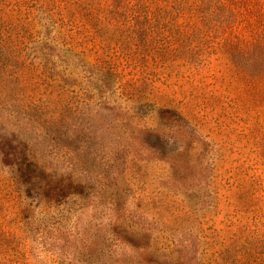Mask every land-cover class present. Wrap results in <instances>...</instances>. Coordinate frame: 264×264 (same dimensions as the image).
Masks as SVG:
<instances>
[{
	"label": "rangeland",
	"instance_id": "1",
	"mask_svg": "<svg viewBox=\"0 0 264 264\" xmlns=\"http://www.w3.org/2000/svg\"><path fill=\"white\" fill-rule=\"evenodd\" d=\"M79 238L264 264V0H0V264Z\"/></svg>",
	"mask_w": 264,
	"mask_h": 264
},
{
	"label": "trees",
	"instance_id": "2",
	"mask_svg": "<svg viewBox=\"0 0 264 264\" xmlns=\"http://www.w3.org/2000/svg\"><path fill=\"white\" fill-rule=\"evenodd\" d=\"M50 193L52 195H56V198L59 197H64L68 192L62 191L59 187L57 188L56 186L50 187L48 186L45 190L44 193ZM53 224V223H52ZM52 224L50 225H45L43 228L46 229H51L53 226ZM43 229V230H44ZM91 239V240H90ZM77 243V246L75 248V255H74V264H117V260H119L121 254L119 252V246H115L112 250H108V248H104L102 243L98 242L94 238H79ZM89 244L91 247L94 246V249L90 252V249H87V252L82 251L84 249L82 243L86 242ZM88 247V246H87ZM77 253V254H76ZM155 258V257H154ZM156 259V258H155ZM160 264H169L165 261L161 262L158 259H156ZM154 260L152 257L148 259L150 262L149 264H156L157 261Z\"/></svg>",
	"mask_w": 264,
	"mask_h": 264
}]
</instances>
